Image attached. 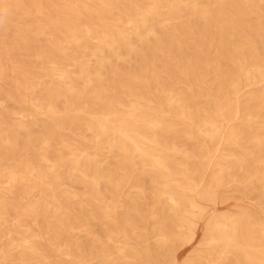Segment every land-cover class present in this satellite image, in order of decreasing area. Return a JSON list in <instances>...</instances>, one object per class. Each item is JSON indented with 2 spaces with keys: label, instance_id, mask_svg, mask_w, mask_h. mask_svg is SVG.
Returning a JSON list of instances; mask_svg holds the SVG:
<instances>
[{
  "label": "bare ground",
  "instance_id": "1",
  "mask_svg": "<svg viewBox=\"0 0 264 264\" xmlns=\"http://www.w3.org/2000/svg\"><path fill=\"white\" fill-rule=\"evenodd\" d=\"M0 264H264V0H0Z\"/></svg>",
  "mask_w": 264,
  "mask_h": 264
},
{
  "label": "rangeland",
  "instance_id": "2",
  "mask_svg": "<svg viewBox=\"0 0 264 264\" xmlns=\"http://www.w3.org/2000/svg\"><path fill=\"white\" fill-rule=\"evenodd\" d=\"M180 139V138H179Z\"/></svg>",
  "mask_w": 264,
  "mask_h": 264
}]
</instances>
